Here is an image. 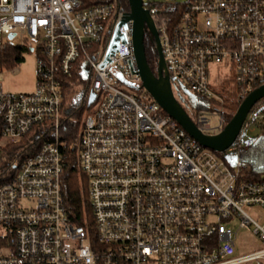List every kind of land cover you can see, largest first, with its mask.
<instances>
[{
  "label": "built area",
  "instance_id": "built-area-1",
  "mask_svg": "<svg viewBox=\"0 0 264 264\" xmlns=\"http://www.w3.org/2000/svg\"><path fill=\"white\" fill-rule=\"evenodd\" d=\"M144 6L175 94L199 96L190 103L204 107L198 126L220 132L236 111L211 85L209 67L233 70L239 100L264 85V0ZM127 12L119 0H0V50L36 55L33 91L5 90L0 73V159L35 126L49 130L0 185V264H264V222L247 211L264 210V179L245 178L239 155L264 121V101L232 146L204 147L143 87ZM74 73L87 82L75 149L94 231L70 220L62 195V108ZM237 220L254 227L261 248L238 252Z\"/></svg>",
  "mask_w": 264,
  "mask_h": 264
},
{
  "label": "trees",
  "instance_id": "trees-1",
  "mask_svg": "<svg viewBox=\"0 0 264 264\" xmlns=\"http://www.w3.org/2000/svg\"><path fill=\"white\" fill-rule=\"evenodd\" d=\"M121 7L129 11L128 0H119ZM146 55L148 62L156 71L158 55L155 47L145 41ZM18 49V48H17ZM18 50L12 46H5L0 50V70L12 68L20 62ZM81 83V85H79ZM79 86V88H77ZM87 82L79 78L78 73H74L69 78V84L65 89V103L62 108V139L65 141L64 154L67 156L66 166L62 175V195L67 208L70 220L77 225H89L94 231V219L90 209L88 197L87 179L84 175H79L76 166L75 142L80 127L83 112L87 108L84 104ZM180 103L185 107L191 118L198 124L196 112L204 109L203 106H192L183 104L176 94ZM225 105L230 109L237 110L243 100H239L237 87L226 90L224 93ZM264 101V98L260 100ZM197 110V111H196ZM232 115L225 116V125L231 120ZM260 132L252 138L244 139L245 148L240 149L239 155L242 163V173L250 180L264 179V121L256 123ZM49 130L44 125L35 126L23 140L18 144H12L2 149L0 163L3 169L0 173V185L10 181V178L2 177L4 173L11 170L15 161L33 154L38 147L49 139Z\"/></svg>",
  "mask_w": 264,
  "mask_h": 264
},
{
  "label": "water",
  "instance_id": "water-1",
  "mask_svg": "<svg viewBox=\"0 0 264 264\" xmlns=\"http://www.w3.org/2000/svg\"><path fill=\"white\" fill-rule=\"evenodd\" d=\"M130 10L125 19L134 24L133 45L134 53L140 69L143 87L159 102L162 108L173 117L191 136L204 147L214 151H225L237 140L242 126L251 109L264 98V85L256 88L241 102L231 120L216 134L205 133L191 118L185 107L178 100L172 86L170 73L166 66L161 50L159 34L151 13L144 6V0H128ZM11 35L10 37H12ZM148 36L155 43L158 55L156 71L151 68L147 55L145 37ZM227 159L231 160L230 156ZM236 161V157L232 158Z\"/></svg>",
  "mask_w": 264,
  "mask_h": 264
},
{
  "label": "rangeland",
  "instance_id": "rangeland-1",
  "mask_svg": "<svg viewBox=\"0 0 264 264\" xmlns=\"http://www.w3.org/2000/svg\"><path fill=\"white\" fill-rule=\"evenodd\" d=\"M148 1V0H145ZM155 2H162L166 0H149ZM177 2H183L185 0H175ZM16 50H18V55L21 54L23 56L14 67L12 68H3L0 70L1 82L3 84V88L7 91L11 92H30L35 89L36 83V55L34 52L30 50H24L16 46H12ZM18 48V49H17ZM210 69V77H211V85L216 88L218 92L226 93V90H230L236 88V84L234 81V72L233 70H228L227 66H216L211 65ZM81 85V83H79ZM79 88V86L77 87ZM185 96L190 98L191 94H194L188 90H185ZM178 94V93H176ZM179 95V94H178ZM234 110V109H232ZM236 111V110H235ZM235 113V112H234ZM84 115V112H83ZM82 115V117H83ZM232 115L233 114H227ZM210 123L214 124L219 116L217 114H210L208 116ZM212 132V131H210ZM260 129L258 126L254 125L248 132L245 137L252 138L259 134ZM3 169V164L0 163V172ZM13 171H8L4 173L2 177L9 178L12 175ZM80 175V174H79ZM248 213L257 221L264 222V210L260 207H249L247 208ZM253 226L250 227H242L240 225V221L237 220L233 226V229L238 232L237 234V250L239 253H246L249 251H253L261 248V244L258 236L253 231Z\"/></svg>",
  "mask_w": 264,
  "mask_h": 264
},
{
  "label": "flooded vegetation",
  "instance_id": "flooded-vegetation-1",
  "mask_svg": "<svg viewBox=\"0 0 264 264\" xmlns=\"http://www.w3.org/2000/svg\"><path fill=\"white\" fill-rule=\"evenodd\" d=\"M145 41L155 47V43L148 37H145ZM178 97L181 99L183 104L188 105L191 102H199L201 101V98L195 94H191L190 98H187L185 95L179 94Z\"/></svg>",
  "mask_w": 264,
  "mask_h": 264
}]
</instances>
